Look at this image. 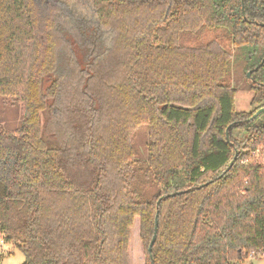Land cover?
Wrapping results in <instances>:
<instances>
[{"label": "trees", "instance_id": "trees-1", "mask_svg": "<svg viewBox=\"0 0 264 264\" xmlns=\"http://www.w3.org/2000/svg\"><path fill=\"white\" fill-rule=\"evenodd\" d=\"M263 24L264 0H0L22 112L0 126V234L22 264H129L135 218L144 264H264Z\"/></svg>", "mask_w": 264, "mask_h": 264}, {"label": "rangeland", "instance_id": "rangeland-1", "mask_svg": "<svg viewBox=\"0 0 264 264\" xmlns=\"http://www.w3.org/2000/svg\"><path fill=\"white\" fill-rule=\"evenodd\" d=\"M235 88L234 108L236 111H248L251 109V92L246 88V82L242 78L233 81ZM22 112L20 105L13 97L0 95V126L6 130H13L20 124ZM1 239V234H0ZM242 261L231 264H263L260 255L246 256L243 254ZM129 264H144V249L139 239V221L134 219L130 228V238L128 246ZM23 254L11 244L2 243L0 246V264H22Z\"/></svg>", "mask_w": 264, "mask_h": 264}, {"label": "water", "instance_id": "water-1", "mask_svg": "<svg viewBox=\"0 0 264 264\" xmlns=\"http://www.w3.org/2000/svg\"><path fill=\"white\" fill-rule=\"evenodd\" d=\"M241 2H242V4H243V0H241ZM242 10H243V8H242ZM263 25H264V24H263ZM263 61H264V59L262 60V62H263ZM250 73H251V71L247 72V74H246V76H247L248 79H250ZM262 112H264V107L259 108L258 110H256V111L253 113V115H252L251 118H255V117H257V116H258L260 113H262ZM232 125H234V124H233V123L230 124V125L227 127V129H226V132H225V133H226V138H227V132H228V129H229ZM235 157H236V154L234 155L233 160L235 159ZM232 163H233V161H231V162L229 163L227 169L231 167ZM169 195H174V194L172 193V194H167L166 196H162V197L157 201V203H159L160 200L164 199L165 197H167V196H169ZM157 225H158V221H157V215H156V216H155V222H154L153 235H152V237H151V240H150L149 245H148V248H147V251H148V253H149V257H150L151 263H152V257H151V255H150V253H151L152 245H153V243H154V241H155Z\"/></svg>", "mask_w": 264, "mask_h": 264}, {"label": "built area", "instance_id": "built-area-1", "mask_svg": "<svg viewBox=\"0 0 264 264\" xmlns=\"http://www.w3.org/2000/svg\"><path fill=\"white\" fill-rule=\"evenodd\" d=\"M251 155L254 156L256 159H258L261 164H264V146H260L256 148L255 150H253ZM2 243H4V240L1 234L0 246Z\"/></svg>", "mask_w": 264, "mask_h": 264}]
</instances>
